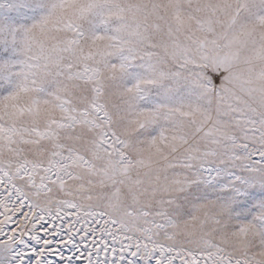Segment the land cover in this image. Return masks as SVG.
I'll return each mask as SVG.
<instances>
[{
    "label": "snow or ice",
    "instance_id": "snow-or-ice-1",
    "mask_svg": "<svg viewBox=\"0 0 264 264\" xmlns=\"http://www.w3.org/2000/svg\"><path fill=\"white\" fill-rule=\"evenodd\" d=\"M0 264H264V0H0Z\"/></svg>",
    "mask_w": 264,
    "mask_h": 264
}]
</instances>
